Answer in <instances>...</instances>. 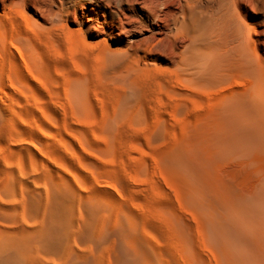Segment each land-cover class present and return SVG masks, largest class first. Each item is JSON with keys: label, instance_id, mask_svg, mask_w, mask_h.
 Listing matches in <instances>:
<instances>
[{"label": "rangeland", "instance_id": "374dc122", "mask_svg": "<svg viewBox=\"0 0 264 264\" xmlns=\"http://www.w3.org/2000/svg\"><path fill=\"white\" fill-rule=\"evenodd\" d=\"M66 43L40 48L42 70L25 69L0 96L13 117L0 118V264H116L126 249L108 224L128 218L153 247L142 252L164 264H191L193 256L194 264H219L204 219L185 203L191 187L231 210L237 249L263 264V226L242 211L263 190L264 148L223 122L224 93L158 80L130 95L113 57ZM182 222L190 241L178 234Z\"/></svg>", "mask_w": 264, "mask_h": 264}, {"label": "bare ground", "instance_id": "6f19581e", "mask_svg": "<svg viewBox=\"0 0 264 264\" xmlns=\"http://www.w3.org/2000/svg\"><path fill=\"white\" fill-rule=\"evenodd\" d=\"M59 41L84 47L92 56L97 57L98 50L103 57H113L112 67L130 95L141 87H157L158 80L173 87L182 82L220 89L225 95L223 122L237 130L236 138L247 142L251 137L264 148V0H0V96L16 80L26 77L25 69L38 72L46 62L38 53L40 48L56 46ZM7 115L0 101V118L11 123L13 117ZM231 133L227 138L233 143ZM197 190L190 188L185 203L204 219L205 240L217 254L219 264H254L251 254L237 249V237L228 229L236 225L230 221L231 210L227 212L223 203L224 208L220 210L219 204L216 208L208 193L203 195L201 189ZM96 202L98 212L100 203ZM104 207L108 212L109 207ZM242 214L257 215L261 224L258 228L263 226L257 229V240L264 250V187L258 199L245 205ZM128 219L118 225L108 224L110 235L126 249L118 254L116 264H164L157 255L142 252L143 245L153 247L137 222ZM179 229L178 234L186 241L192 239L189 223L182 222ZM262 255L256 261L264 264ZM201 257L198 259H204Z\"/></svg>", "mask_w": 264, "mask_h": 264}]
</instances>
